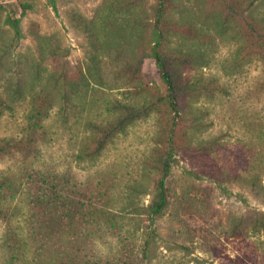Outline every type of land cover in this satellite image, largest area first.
Here are the masks:
<instances>
[{"label": "rangeland", "instance_id": "rangeland-1", "mask_svg": "<svg viewBox=\"0 0 264 264\" xmlns=\"http://www.w3.org/2000/svg\"><path fill=\"white\" fill-rule=\"evenodd\" d=\"M245 1L264 17V0H229L232 10L225 0L166 1L162 24L176 29L172 46L206 53L207 63L187 73L215 78L225 89L194 100L196 127H186L155 59L145 52L140 71L132 68L141 56L134 24L145 19L152 26L160 0H56V6L0 0V147L11 149L0 156V173L17 185L13 202L34 212L41 205L33 197L56 200L65 193L77 211L70 217L76 233L85 225L83 204H115L156 229L163 261L232 264L231 258L242 257L241 264H264V230H250L264 218V55L249 44ZM186 20L208 39L193 38L183 29ZM156 97L162 98L156 110L116 135L100 157L81 158L84 147L95 146L94 123L115 120L120 104ZM36 109L45 111L42 119L35 118ZM187 136L190 148L179 150ZM163 149L175 152L167 178L170 205L156 215L151 205L162 172L147 163ZM6 228L0 219V264H10ZM28 233V239L45 237ZM117 249L114 234L104 233L96 252L107 257Z\"/></svg>", "mask_w": 264, "mask_h": 264}, {"label": "trees", "instance_id": "trees-1", "mask_svg": "<svg viewBox=\"0 0 264 264\" xmlns=\"http://www.w3.org/2000/svg\"><path fill=\"white\" fill-rule=\"evenodd\" d=\"M166 1L160 0L156 20L152 26L145 19L137 20L134 24L135 48H138L140 55L146 52L149 57L155 59L166 84V95L172 108L184 121L186 127H196L194 117L190 115V110L194 107L192 102L202 98L210 99L217 92H224L225 89L215 78H205L201 75L194 79L187 73L189 68L193 69L207 63L206 53L201 49L184 50L181 46H172V37L175 33L171 31L176 29H164L162 24L164 19L162 11ZM49 2L52 6H56V0H49ZM224 3L228 8L233 9L229 0H225ZM176 7H178L177 3ZM242 10L246 26L252 31L249 44L256 49L259 48V53L264 55V17L256 13V8L251 3L246 2ZM172 15L178 14L173 12ZM12 23L15 32L21 34L19 19L13 20ZM172 23L178 27L177 22L173 20ZM182 25L183 29H188L192 37L200 42L208 39L207 33L199 29L195 22L186 20L182 22ZM142 61L141 55L138 65L132 68L139 72ZM161 100V97H156L142 104L118 105V109L122 112L115 120L92 125V129L97 134L96 143L93 148L84 147L81 158L94 160L100 157L116 135L124 132L137 120L151 115ZM34 116L42 119L45 111L36 109ZM189 148L190 142L187 136V142L179 150ZM9 153L11 149L3 151L0 147V156ZM174 154L175 152L170 150H157L149 157L147 163L151 171L157 169L162 172L151 205V210L156 215L163 214L170 205L167 178L171 172ZM8 176L4 171L0 173V219L7 221L3 245L9 253L10 264H174V259L163 261L158 244L159 234L156 229L145 226L141 218L133 216L138 212L118 211L115 204H105L100 208L94 202L89 205L83 204L79 211L84 217V226L95 225L97 229L85 231L82 226L79 233H76L70 217L73 218L77 211L72 212L65 193L56 200L52 196L33 197L32 202L36 204L35 206L41 205V209L31 212L27 205L19 201L13 202L18 193L17 185L10 182V176ZM52 203L53 206H50ZM131 212L134 214L128 216L127 214ZM48 216L50 217L47 218ZM262 229L264 230V218L256 221L250 230L254 235ZM27 232L28 234L42 233L45 237L40 240L28 239ZM139 232L143 237H139ZM104 233H112L118 240L117 251L107 257L96 252L98 240L104 238ZM230 261L232 264L245 262L242 257L231 258Z\"/></svg>", "mask_w": 264, "mask_h": 264}]
</instances>
